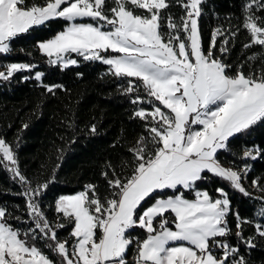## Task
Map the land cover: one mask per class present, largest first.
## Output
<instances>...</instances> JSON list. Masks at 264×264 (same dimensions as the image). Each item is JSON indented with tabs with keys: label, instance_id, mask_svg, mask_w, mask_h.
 <instances>
[{
	"label": "snow or ice",
	"instance_id": "1",
	"mask_svg": "<svg viewBox=\"0 0 264 264\" xmlns=\"http://www.w3.org/2000/svg\"><path fill=\"white\" fill-rule=\"evenodd\" d=\"M175 2L182 12L178 17L169 12L164 30L160 10H167L169 0H114L110 7L106 0H0V53L12 51L10 41L32 26L63 18L61 30L36 41L38 51L62 68L79 62L71 53L108 65V73L125 81L118 89L130 97L132 116L142 124V131L126 143L120 164L106 162L101 172L105 191L85 183L81 190L55 197L52 219L46 212L51 205L42 207V198L59 165L48 176H27L15 154L20 136L14 145L0 135V164L25 198L23 207L13 205L19 214L0 205V264H249L240 241L250 249L256 237L245 236L242 225L253 224L264 239L259 219L264 217V203L257 219L242 217L232 210L225 187H216L212 194L198 183L210 173L250 195L242 183L250 165L227 166L219 150L228 149L235 134L246 135L257 122L264 124V67L258 73L251 66L248 72L241 65L233 69L220 55L228 51V36L236 35L231 14L227 28L212 29L205 49L198 23L203 0ZM129 4L147 11H134ZM254 8L264 10V0H242V27L250 34L244 47L259 44L264 57V16L256 15ZM0 67L4 80L24 69L34 72L46 91L65 87L44 84L43 73L32 63ZM88 128L95 132L97 125ZM240 155L254 159L264 155V148L245 145ZM258 179L253 178L252 185L264 193ZM184 190L194 192V198ZM258 199L264 202V195ZM229 215L235 217L236 243L224 238L232 231ZM12 219L23 225L15 227L9 223ZM65 225H71V247L58 236L57 229Z\"/></svg>",
	"mask_w": 264,
	"mask_h": 264
},
{
	"label": "trees",
	"instance_id": "2",
	"mask_svg": "<svg viewBox=\"0 0 264 264\" xmlns=\"http://www.w3.org/2000/svg\"><path fill=\"white\" fill-rule=\"evenodd\" d=\"M36 2L40 3L41 0ZM113 2L114 0H106V7L112 6ZM241 4L242 0H203V14L198 19L201 42L206 49L211 40L212 29L219 25L227 28L231 14L232 31L236 32V35L234 39L228 36V51L220 55L233 69L241 65L242 70L248 72L251 66V69L258 73L261 67H264V57L259 55L262 48L259 44L244 47L250 39V34L242 27L244 15L241 12ZM128 6L134 11H147L130 4ZM253 10L256 15L264 16V10ZM160 12L164 17V30H167V14L170 12L174 17H178L182 8L175 0H169L167 10L161 9ZM84 22H88L87 18ZM65 23L63 18H50L44 25L32 26L30 30L18 34L10 41L12 51L0 53V65L12 62L32 63L36 70L43 73L41 80L44 84L65 86L52 92L46 91L35 78L34 72L24 69L17 70L8 80L0 78V135L14 145L17 144L15 137L20 136L15 154L21 171L29 177H35L37 174L48 176L52 168L59 165L56 167V179L49 184L42 198V207L44 204L51 205L46 209L50 219L56 215L54 199L61 194L81 190L85 183L98 184V191L103 193L106 184L101 172L106 162L110 161L118 166L122 157L127 154L126 143L133 141L142 131L141 120L132 116L133 104L130 97L118 89V85L125 84V81L108 73V65L71 53L79 62L62 68L58 62L50 63L48 56L38 51L36 41L50 38L56 31L61 30ZM220 39L218 36L215 45L217 53ZM253 53L258 55L255 59H249ZM77 73L82 75L78 76ZM141 103L147 106L146 101ZM25 123L27 127H23ZM92 123L97 125L95 132L88 128ZM74 135L76 139L72 141ZM252 144L264 148V124L257 122L246 135L235 134V138H229V148L219 150V159L227 166L242 167L244 163L250 165L242 180L250 195L230 188L227 182L210 173H205L207 178L200 181L198 186L212 194H215L216 187H225L229 193L232 210L238 211L242 217L257 219L256 213L264 203L258 197L264 193L252 185V180L259 178L257 183L264 185V155L254 159L242 158L240 155L245 145ZM57 148H62L63 152L58 153ZM184 191L188 198L194 197V192ZM21 192L20 185L12 179L11 173L0 164V205L7 204L9 210L19 214L13 205L24 206L25 198L20 195ZM259 219L264 223V217ZM227 220L232 231L224 238L229 243H236L234 215H229ZM9 223L15 227L23 225V222L15 219L9 220ZM242 227L245 236L255 234L256 246L249 249L240 241V252L248 257L249 264H264V239L255 233L253 224H245ZM135 228L137 232L143 231L137 226ZM70 230L71 225L57 229L58 236L66 239L69 247L73 239L68 235ZM43 250L49 252L47 248ZM49 255L52 256L50 252ZM131 258L132 253L129 251L128 259Z\"/></svg>",
	"mask_w": 264,
	"mask_h": 264
},
{
	"label": "rangeland",
	"instance_id": "3",
	"mask_svg": "<svg viewBox=\"0 0 264 264\" xmlns=\"http://www.w3.org/2000/svg\"><path fill=\"white\" fill-rule=\"evenodd\" d=\"M104 51V50H102ZM108 51H112V50H108ZM45 54V53H44ZM113 54H117V53H113ZM47 55V54H46ZM59 63V62H58ZM67 65V64H66ZM4 70L3 68H0V71ZM194 198V197H193ZM138 227V226H137Z\"/></svg>",
	"mask_w": 264,
	"mask_h": 264
}]
</instances>
